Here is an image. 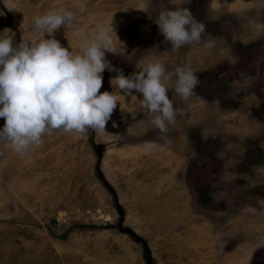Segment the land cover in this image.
<instances>
[{"label":"rangeland","instance_id":"1","mask_svg":"<svg viewBox=\"0 0 264 264\" xmlns=\"http://www.w3.org/2000/svg\"><path fill=\"white\" fill-rule=\"evenodd\" d=\"M179 3L0 0V32L14 45L39 37L35 16L65 8L73 23L53 37L73 54L112 20L116 51L105 55L125 75L155 59L198 79L187 99L166 82L176 112L166 133L105 70L100 91L119 101L104 129L52 130L24 153L0 142V264H264V160L251 163L264 158V0H188L202 40L173 49L154 21ZM222 142L245 161L231 163L239 174L231 169L226 191L199 196L193 161Z\"/></svg>","mask_w":264,"mask_h":264},{"label":"clouds","instance_id":"2","mask_svg":"<svg viewBox=\"0 0 264 264\" xmlns=\"http://www.w3.org/2000/svg\"><path fill=\"white\" fill-rule=\"evenodd\" d=\"M187 2L180 0L177 6L162 10L154 21L163 42L173 49L202 40L204 25L183 6ZM73 20L74 13L65 8L46 11L33 18L39 37L21 39L15 45L7 29L0 32V118L4 120L0 142L24 153L52 130L83 134L88 129H104L119 101L113 91H100L105 70L116 72L109 82L121 95L140 94V105L150 122L166 133L176 117L166 82H171V91L187 99L198 83L191 68L166 71L158 60L144 59L125 75L105 55L116 51L110 35L112 20L108 28H97L86 41H80L73 54L53 37Z\"/></svg>","mask_w":264,"mask_h":264},{"label":"flooded vegetation","instance_id":"3","mask_svg":"<svg viewBox=\"0 0 264 264\" xmlns=\"http://www.w3.org/2000/svg\"><path fill=\"white\" fill-rule=\"evenodd\" d=\"M258 78L259 77L256 76L255 80ZM209 148L211 149L212 152H214V155H215L214 157L213 156L200 157L198 155L197 158L193 161V163L196 164L197 166H196L195 172L193 173V176H196V179L194 181L195 183H194V186H191V187H193L192 190L197 195L211 197L213 193H218L222 190L226 191L225 188L229 186V181L231 179L230 176L232 174L231 169L233 168L231 163L234 165H237V164L240 165L241 162L245 160L240 161V159H237V157H234L233 159L229 158L227 155L228 152L226 151V147L223 142H222V145L214 146V147L210 146ZM199 154H201V151ZM216 157L224 161L225 165L221 166L223 162L219 163ZM210 159H213V162L215 161L220 166L216 165V167L213 168L212 163L210 162ZM254 160L255 161H251V163L252 165L254 164L255 169H258L259 166L257 167V165L260 163L263 164L264 158L258 159L256 157ZM226 164H229L231 166L229 165L226 166ZM243 165L250 169L252 167L248 165L247 163ZM233 170L235 172L237 171L236 172L237 175L239 174V171L236 168L235 169L233 168ZM192 171H193V167H192ZM216 175L219 177L221 176V179L216 177ZM219 213L221 214L222 212H219Z\"/></svg>","mask_w":264,"mask_h":264},{"label":"water","instance_id":"4","mask_svg":"<svg viewBox=\"0 0 264 264\" xmlns=\"http://www.w3.org/2000/svg\"><path fill=\"white\" fill-rule=\"evenodd\" d=\"M130 233H132V234L134 235V233H133V232H131V231H130Z\"/></svg>","mask_w":264,"mask_h":264}]
</instances>
